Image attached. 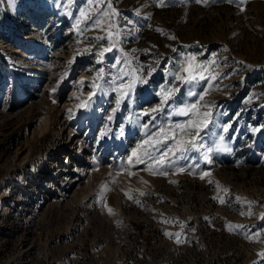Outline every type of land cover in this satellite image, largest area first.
Returning a JSON list of instances; mask_svg holds the SVG:
<instances>
[{
    "label": "rangeland",
    "instance_id": "1",
    "mask_svg": "<svg viewBox=\"0 0 264 264\" xmlns=\"http://www.w3.org/2000/svg\"><path fill=\"white\" fill-rule=\"evenodd\" d=\"M262 254L264 0H0V264Z\"/></svg>",
    "mask_w": 264,
    "mask_h": 264
},
{
    "label": "snow or ice",
    "instance_id": "2",
    "mask_svg": "<svg viewBox=\"0 0 264 264\" xmlns=\"http://www.w3.org/2000/svg\"><path fill=\"white\" fill-rule=\"evenodd\" d=\"M13 2H14V0H13ZM195 2H196V3H202V2H204V0H195ZM229 2H231V0H229ZM241 3H243V0H241ZM160 4H161V5H164V4H165V0H160ZM110 6H111V5L109 4V7H110ZM100 23H101L100 21H97V25H98V26H99ZM110 36H111V33H110ZM105 51H111V48L105 49L104 51H102V52L100 53V55L103 56ZM186 71H189L190 76H189V79L186 80L185 82L190 83L191 80L195 79V77L191 75V65L189 66V69H186ZM178 78H179V79H184L183 77H178ZM201 79H203V77H201ZM141 82H142V83H146L147 81H141ZM131 87H132V85H128V88H129V89H131ZM177 91H178V89H177ZM193 94H194V93H193ZM127 95H128V93H124V96H127ZM169 98H170L169 95H165V97H164V102L166 103V102L168 101ZM201 99H203V97H201ZM117 106H119V104H117ZM195 108H196V105L193 104V105H190V106H188V107H186V108H184V109H180V112H181V114L187 115V114L189 113V111H192V110H194ZM153 111H157V109H153ZM206 115L210 116L211 114L209 113V114H206ZM189 123L191 124V122H189ZM177 128L183 130V129L185 128V125H177ZM226 130H227V129H225V131H226ZM175 138H176V137H175V134H173L171 137H165V139H175ZM145 143H148V141H145ZM188 144H190V146L193 147V148H195V147L197 146V145H196L193 141H191V140L188 141ZM176 150L179 151V152H186V151H188V147L184 146L183 142H181V143H178V144L176 145ZM169 152H173V149L169 148L166 152H164V153L159 157V159L156 160V163L159 164V165H161V166H163V165L165 164V161H166V158H167ZM173 154H175V153H173ZM181 171H183V169H181ZM160 174H164V173H160ZM203 178H204V177L201 176V179H203ZM221 202L223 203V201H221ZM109 212L111 213L112 210L109 209ZM169 235H171V234H169ZM177 242L179 243L180 241L177 240ZM262 255H264V254H262Z\"/></svg>",
    "mask_w": 264,
    "mask_h": 264
},
{
    "label": "bare ground",
    "instance_id": "3",
    "mask_svg": "<svg viewBox=\"0 0 264 264\" xmlns=\"http://www.w3.org/2000/svg\"><path fill=\"white\" fill-rule=\"evenodd\" d=\"M35 23H36V20H34V24H33V28H32L33 30L37 29L36 26H38V24L37 23L35 24Z\"/></svg>",
    "mask_w": 264,
    "mask_h": 264
}]
</instances>
